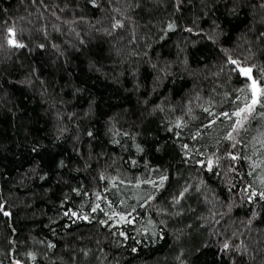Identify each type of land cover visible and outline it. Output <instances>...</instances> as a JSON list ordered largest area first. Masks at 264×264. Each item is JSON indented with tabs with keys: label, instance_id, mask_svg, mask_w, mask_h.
<instances>
[{
	"label": "trees",
	"instance_id": "16d2710c",
	"mask_svg": "<svg viewBox=\"0 0 264 264\" xmlns=\"http://www.w3.org/2000/svg\"><path fill=\"white\" fill-rule=\"evenodd\" d=\"M238 66L264 0H0V264H264Z\"/></svg>",
	"mask_w": 264,
	"mask_h": 264
},
{
	"label": "snow or ice",
	"instance_id": "6c2138e0",
	"mask_svg": "<svg viewBox=\"0 0 264 264\" xmlns=\"http://www.w3.org/2000/svg\"><path fill=\"white\" fill-rule=\"evenodd\" d=\"M12 31L11 29L9 30ZM10 44H15L14 40L9 41ZM21 46V45H17ZM233 64H235V61H232ZM251 69L250 68H241L240 73L241 75L245 76L250 83H248L245 87V89H242V92H247L250 94V100H246L242 107H239L237 111L231 114L229 116L228 113H224L226 117L231 119L232 117H236L233 131H239L240 128L244 127V122L248 120L249 116L252 115L256 109V106L259 105L261 108H264V83L258 82L255 79H252L251 77ZM261 115H264V113H261ZM227 139H234L231 133H229ZM235 146V145H233ZM232 159H236L235 156L232 157ZM209 167H211V162H209ZM166 179V177L161 178V184L163 183V180ZM255 195V193H253ZM262 198H264V193L261 194ZM95 211V209H93ZM75 215V213H73ZM121 220H124L125 217L121 216Z\"/></svg>",
	"mask_w": 264,
	"mask_h": 264
},
{
	"label": "water",
	"instance_id": "95a60500",
	"mask_svg": "<svg viewBox=\"0 0 264 264\" xmlns=\"http://www.w3.org/2000/svg\"><path fill=\"white\" fill-rule=\"evenodd\" d=\"M241 68H247V67H245V66H238L237 69H238L239 73H240V69H241ZM240 75H241V73H240ZM241 76H242V77H245V76H243V75H241Z\"/></svg>",
	"mask_w": 264,
	"mask_h": 264
}]
</instances>
